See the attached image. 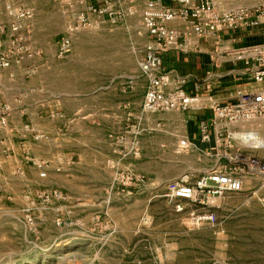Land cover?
Listing matches in <instances>:
<instances>
[{"label":"rangeland","instance_id":"374dc122","mask_svg":"<svg viewBox=\"0 0 264 264\" xmlns=\"http://www.w3.org/2000/svg\"><path fill=\"white\" fill-rule=\"evenodd\" d=\"M146 1L0 0V21H11L7 6L21 8L33 11L31 21L38 19L39 26L59 32L58 40L40 33L38 39L17 44L29 48L30 60L23 64L32 72L28 76H35L34 67L41 61L54 64L70 75L71 93L83 87L87 76L97 87L99 81L109 85L138 73L149 42L142 22ZM217 1L222 10L264 3ZM68 32L70 53L60 58L59 43ZM42 46L46 55L29 58ZM34 85L19 76L12 100L20 95L18 90L24 91L21 96L34 106ZM239 128L259 131L264 138V119ZM110 144L105 152L89 153L88 162L103 164L79 169L83 174L78 175L97 181L85 193L70 177L38 178L28 172L20 177L12 170L0 177V264H264V187L258 180H247L242 192L199 209L214 212L217 223L197 227L188 217L196 207L186 205V212L178 214L170 206L166 181L185 175L196 180L215 163H196L190 153L186 172L178 176L177 169L158 159L147 168L146 163H137L134 152ZM143 170L153 173L148 174L151 182L130 184L129 177L143 175ZM72 172L70 168V176ZM78 192L86 199H79Z\"/></svg>","mask_w":264,"mask_h":264},{"label":"crops","instance_id":"0c3cea01","mask_svg":"<svg viewBox=\"0 0 264 264\" xmlns=\"http://www.w3.org/2000/svg\"><path fill=\"white\" fill-rule=\"evenodd\" d=\"M5 12L7 14L6 8ZM10 20L0 21V37L4 40L5 50L10 49L13 41L11 25L14 20ZM37 20L25 23L18 34L20 39H38L40 33L59 39V32L39 26ZM170 26L185 29L177 23ZM243 41L236 33L225 34L220 39H201L190 34L186 39V50L164 55L163 67L170 78L167 90L177 88L180 81L186 79L183 89L189 95L198 94L201 98L198 109L189 112L145 113L143 105L149 79L141 69L132 78L116 80L109 85L99 81L97 87L90 76L84 77L83 87L74 88L70 93V86H67L70 75L54 64L42 61L36 64L34 77L28 76L32 72L23 65L30 60L27 58L20 65L0 68V114L4 106L10 108L7 125L0 124V158L3 162L0 177L11 175V170L20 177L28 172L42 178L41 173L45 172L46 178L52 175L72 178L77 190L85 193L97 186V181L81 177L78 173H83L79 169L103 164L87 160L90 152H105L108 142L120 151L139 150L141 155L136 158L137 163H146L147 168L153 167L158 159L177 169L178 176L186 172L190 153L196 156V163H214V137L210 143L202 142L199 123L211 117L213 102L233 101L236 92L245 87L243 66L233 63L227 56L230 49ZM39 49L33 51L34 57L48 53L43 46ZM21 75L27 77L29 83L35 82L34 106L27 96H21L24 91L18 90L20 95L12 100L11 93L17 90L14 84ZM37 136L43 138L37 140ZM183 139L192 143L185 152L179 149ZM154 151L163 154L160 157L148 154ZM28 157H34L38 163L28 162ZM38 164L42 168H38ZM70 168L73 170L71 176ZM150 173L153 174L150 170L144 173L146 182H151ZM79 199L85 200L86 196L80 195Z\"/></svg>","mask_w":264,"mask_h":264},{"label":"built area","instance_id":"2783aa9c","mask_svg":"<svg viewBox=\"0 0 264 264\" xmlns=\"http://www.w3.org/2000/svg\"><path fill=\"white\" fill-rule=\"evenodd\" d=\"M217 0H147L142 13V22L149 42L144 47V58L140 64L142 73L149 79L143 110L148 114L189 112L198 109L201 98L189 95L182 79L178 87L167 90L170 78L163 67V57L170 51L186 50L187 36L193 34L201 39H220L228 33L240 35L244 41L227 52L235 64L243 66L246 76L243 89L236 92L229 102H213L211 117L200 121L199 133L204 143L214 137L213 150L215 166L196 180L187 175L167 182L166 195L173 210L182 214L186 205L197 210L188 212L189 220L197 227L215 226L214 212H200L199 209L214 207L213 200H221L228 194L243 191L247 180H258L264 187V142H258L253 132L241 131L240 125L264 119V3L252 7H237L230 10L219 9ZM7 14L14 20L11 25L13 41L9 50L4 49L0 37V68L9 69L20 65L29 50L19 47L18 34L25 23L30 22L33 11L6 7ZM172 23L185 29L171 27ZM70 53V33H66L59 43L58 56ZM33 54H29L32 58ZM10 108L1 110L0 124L7 125ZM238 129V130H237ZM43 136H37L39 140ZM192 147L183 139L179 143L181 152ZM135 158L141 153L134 150ZM225 163V164H224ZM3 162L0 158V171ZM38 168H42L38 164ZM46 176L45 172L41 177ZM130 184L145 183L146 177H129ZM59 197V193H54Z\"/></svg>","mask_w":264,"mask_h":264},{"label":"bare ground","instance_id":"6f19581e","mask_svg":"<svg viewBox=\"0 0 264 264\" xmlns=\"http://www.w3.org/2000/svg\"><path fill=\"white\" fill-rule=\"evenodd\" d=\"M259 132V131H258ZM258 132H253V136L255 137V138H257L258 136V138H259V140H258V142H264V138L263 137H260V134H258ZM260 133V132H259Z\"/></svg>","mask_w":264,"mask_h":264}]
</instances>
